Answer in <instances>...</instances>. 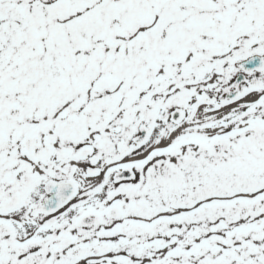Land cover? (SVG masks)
<instances>
[{"label": "snow or ice", "instance_id": "snow-or-ice-1", "mask_svg": "<svg viewBox=\"0 0 264 264\" xmlns=\"http://www.w3.org/2000/svg\"><path fill=\"white\" fill-rule=\"evenodd\" d=\"M0 264H264V0H0Z\"/></svg>", "mask_w": 264, "mask_h": 264}]
</instances>
